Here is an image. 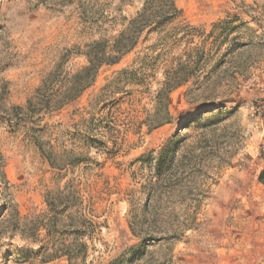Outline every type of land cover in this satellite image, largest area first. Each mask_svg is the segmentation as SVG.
<instances>
[{
	"label": "rangeland",
	"instance_id": "rangeland-1",
	"mask_svg": "<svg viewBox=\"0 0 264 264\" xmlns=\"http://www.w3.org/2000/svg\"><path fill=\"white\" fill-rule=\"evenodd\" d=\"M0 264H264V0H0Z\"/></svg>",
	"mask_w": 264,
	"mask_h": 264
}]
</instances>
